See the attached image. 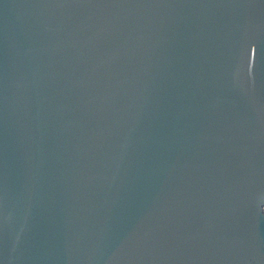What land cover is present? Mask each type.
Here are the masks:
<instances>
[{"label": "water", "instance_id": "obj_1", "mask_svg": "<svg viewBox=\"0 0 264 264\" xmlns=\"http://www.w3.org/2000/svg\"><path fill=\"white\" fill-rule=\"evenodd\" d=\"M0 264H264V0H0Z\"/></svg>", "mask_w": 264, "mask_h": 264}]
</instances>
